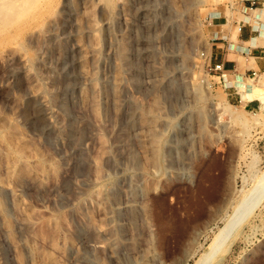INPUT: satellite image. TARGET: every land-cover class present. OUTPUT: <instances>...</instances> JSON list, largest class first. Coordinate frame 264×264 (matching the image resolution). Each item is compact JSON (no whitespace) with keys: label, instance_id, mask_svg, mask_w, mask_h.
I'll use <instances>...</instances> for the list:
<instances>
[{"label":"rangeland","instance_id":"rangeland-1","mask_svg":"<svg viewBox=\"0 0 264 264\" xmlns=\"http://www.w3.org/2000/svg\"><path fill=\"white\" fill-rule=\"evenodd\" d=\"M236 1L2 0L0 264H264V109L237 81L264 66L201 55Z\"/></svg>","mask_w":264,"mask_h":264},{"label":"crops","instance_id":"crops-1","mask_svg":"<svg viewBox=\"0 0 264 264\" xmlns=\"http://www.w3.org/2000/svg\"><path fill=\"white\" fill-rule=\"evenodd\" d=\"M249 5L250 0H239L233 6L234 16L227 17L223 11H215L208 17L210 46L206 48V53L213 63L223 64L230 79L242 78L247 71L254 69L253 66L257 69L264 66L263 54L256 46L258 38L255 32L257 29L260 32L259 27L253 18L246 15ZM260 37L263 38L261 33ZM242 69L244 72H241Z\"/></svg>","mask_w":264,"mask_h":264},{"label":"bare ground","instance_id":"bare-ground-1","mask_svg":"<svg viewBox=\"0 0 264 264\" xmlns=\"http://www.w3.org/2000/svg\"><path fill=\"white\" fill-rule=\"evenodd\" d=\"M0 3H2V0H0ZM264 3V2H263ZM264 6V5H263ZM154 7V6H153ZM168 35L166 36V39H171L172 37H173V35H175L174 34V29H172V31H168V33H167ZM250 61H252V60H250ZM237 81L239 82V88H240V90L242 91V93H243V96H244V98L246 99V100H252V99H256V100H258L259 102H260V106L264 109V72H262L261 74H260V76H259V79H258V81H257V84L255 85V84H252L251 86H250V88H249V91L248 92H246V88H248L247 87V81H243V80H241V79H237ZM176 82H172L171 84H169L168 85V87L165 89V91H166V93H165V97H166V99L169 101V100H176L175 98L177 97V95L175 96V93H174V91H172V90H174L175 88H176ZM106 90H108L107 89V87H106ZM176 90V89H175ZM172 92V93H171ZM175 96V97H174ZM171 101V102H172ZM170 102V101H169ZM170 102V103H171ZM224 109H226L227 110V107H224ZM39 123V122H38ZM40 126L41 127H43V128H45L46 127V125H45V123L43 122V121H41V123H40ZM40 127V128H41ZM48 134H47V136H46V140H48L49 141V143L52 141L53 142V135L48 131L47 132ZM7 135V134H6ZM9 135V134H8ZM153 137H154V135H153ZM158 137V136H157ZM155 138V137H154ZM157 139V138H156ZM47 142V141H46ZM51 142V143H52ZM11 152V151H10ZM16 152V151H15ZM12 153H13V151H12ZM17 155H19V153L17 152ZM16 155V156H17ZM79 155V159H80V161L81 162H84L85 160H86V156L84 155V153H79L78 154ZM11 156H13V154L11 155ZM20 157V156H19ZM6 158V157H5ZM12 158V157H11ZM18 158V157H17ZM8 159V158H7ZM19 159V158H18ZM7 162H5V173H6V175L8 176L9 174H10V172L13 170V168H14V164H15V162L13 163L12 161L10 162L9 160H6ZM15 161V160H14ZM81 162H79V163H81ZM16 167V166H15ZM4 168V167H3ZM14 171V170H13ZM87 172V171H86ZM86 172H84V173H86ZM6 176V177H7ZM67 189V194H69V189L68 188H66ZM259 198V197H258ZM254 199V200H250L251 201V207L253 208V206H254V204H256V202L259 200V199ZM248 200V201H249ZM249 201V202H250ZM246 202H247V200L246 201H244L241 205H238L237 206V214L232 218V219H230V221H228L226 224H225V227H224V229H222V230H219V232L216 234V236H215V239L213 240V246H215L214 247V249L213 250H217L220 246H221V242L224 240V236H225V234H227V232L232 228V226H235V222H234V220H235V217H240V216H244L245 214H247V213H249V211H248V209L247 208H245L244 206L246 205ZM249 205H250V203H249ZM250 208V207H249ZM251 209V208H250ZM23 219L24 220H26V222L27 223H29L30 221V219L26 216V217H23ZM240 219V218H239ZM90 230L87 228V227H82V228H80V230H79V234L81 235V234H86L87 236L90 234V232H89ZM84 234V235H85ZM49 257V256H48ZM95 259H96V257H95ZM50 260V262H51V260H52V258H50L49 259Z\"/></svg>","mask_w":264,"mask_h":264},{"label":"built area","instance_id":"built-area-1","mask_svg":"<svg viewBox=\"0 0 264 264\" xmlns=\"http://www.w3.org/2000/svg\"><path fill=\"white\" fill-rule=\"evenodd\" d=\"M257 3L256 0H250V5H249V9H252L253 6H255ZM238 29H240V26H238ZM201 55H203L204 57H208V62H209V67H210V70H213L219 78H226L228 77L227 75H229V72L227 70L224 69V66L221 62H211L210 60V56H206L203 53H201ZM249 75H252V77H255L257 76V71L256 70H250V74ZM244 77H242L243 79Z\"/></svg>","mask_w":264,"mask_h":264}]
</instances>
